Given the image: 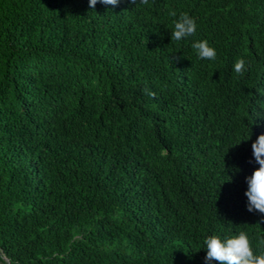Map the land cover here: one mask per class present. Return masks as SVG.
<instances>
[{"label":"trees","instance_id":"obj_1","mask_svg":"<svg viewBox=\"0 0 264 264\" xmlns=\"http://www.w3.org/2000/svg\"><path fill=\"white\" fill-rule=\"evenodd\" d=\"M261 134L264 0H0V264H205L240 231L264 254Z\"/></svg>","mask_w":264,"mask_h":264},{"label":"clouds","instance_id":"obj_2","mask_svg":"<svg viewBox=\"0 0 264 264\" xmlns=\"http://www.w3.org/2000/svg\"><path fill=\"white\" fill-rule=\"evenodd\" d=\"M116 7L121 0H89V6L95 8L97 3ZM135 6L148 5L149 0H129ZM171 15L176 17V12ZM174 30L171 31L172 41H181L187 37L194 36L197 24L194 18L188 13H181L178 19L173 21ZM192 48L197 51L201 59L214 60L216 58L215 48L209 45L207 40H198L192 44ZM180 59V58H177ZM234 72L243 74L246 71V61L237 59L233 66ZM145 94L153 98L156 93L145 89ZM252 152L255 162L259 165L253 174L246 178L248 189L245 195L248 198L247 210L249 212H259L264 214V134L258 136L252 143ZM264 244V241H261ZM206 248L205 264L215 261L217 264H264V254H254L252 244L246 232L240 231L231 237L223 240L216 236H208L204 241Z\"/></svg>","mask_w":264,"mask_h":264}]
</instances>
